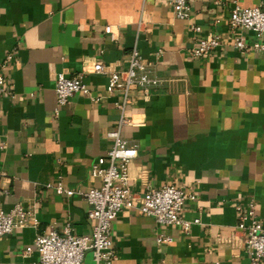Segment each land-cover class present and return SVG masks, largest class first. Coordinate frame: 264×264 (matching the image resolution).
Instances as JSON below:
<instances>
[{
	"label": "crops",
	"instance_id": "crops-1",
	"mask_svg": "<svg viewBox=\"0 0 264 264\" xmlns=\"http://www.w3.org/2000/svg\"><path fill=\"white\" fill-rule=\"evenodd\" d=\"M234 3L253 8L264 0H195L187 20L176 19L166 0H0V63L12 56L0 96V206L34 205L39 222L0 238V264H35L40 232L68 224L77 236L92 233L86 200L54 186L99 185L90 168L111 147L121 97L106 94L107 78L93 67L123 71L133 47L161 84L146 97L132 90L125 108L133 125L121 135L137 151L128 167L131 204L112 223L114 264H250L236 226L249 204L264 226V51L234 49L239 37L255 42L231 28ZM207 35L220 46L192 57ZM59 74L81 75L90 95L58 106ZM164 186L194 196L182 210L185 220H199L188 232L140 212L145 192ZM157 236L170 242L158 244Z\"/></svg>",
	"mask_w": 264,
	"mask_h": 264
},
{
	"label": "built area",
	"instance_id": "built-area-1",
	"mask_svg": "<svg viewBox=\"0 0 264 264\" xmlns=\"http://www.w3.org/2000/svg\"><path fill=\"white\" fill-rule=\"evenodd\" d=\"M195 0H166L178 20H187L190 15L191 4ZM230 25L233 30H246L255 37L252 45L244 43L239 37L233 47L239 53L251 50L263 52L261 40L264 36V3L253 8H241L234 3L230 13ZM142 22L138 28H141ZM199 32L198 28L194 29ZM105 34L113 39L111 28H105ZM220 46L217 37L207 35L199 40L191 50L194 58L210 54ZM12 56L7 55L0 63V96L6 93L7 69ZM93 73L105 75L107 78L106 94L119 95L121 101L115 103L119 112L117 127L107 133L111 147L104 156L98 158L90 168V177L99 182L85 192L64 190L58 182L54 188L57 194L66 193L67 196L79 195L89 205L88 218L94 222L92 233L89 236L73 234L70 226H64L61 232L53 229L40 232L34 241V248L38 255L35 264H85L84 256L91 253V264H114L115 250L113 246L111 228L122 209L129 207L132 194L128 187V167L136 156V145L124 139L122 128L132 126L131 120L125 117V108L130 103L132 90L139 91L146 97L156 90L161 80L155 75L152 66L146 62L138 49H131L127 60V67L123 71H109L103 65H95ZM54 93L58 106H64L74 94L89 96L90 92L83 82L81 75L65 77L61 74L55 78ZM99 101L100 98H92ZM193 195L186 194L181 188L164 186L159 189H148L140 200L139 210L142 214L154 219L162 226H175L183 232H188L193 224L199 220L188 221L182 216V210L187 200H193ZM35 206L24 208L15 205L9 212L0 206V238L11 234L14 230L32 226L37 228L39 222L35 215ZM236 229L244 234L243 249L249 258L250 264H262L264 261V226L262 221L254 215L253 205L249 204L245 214L240 216ZM156 242H170V238L157 236ZM27 249L25 254H30Z\"/></svg>",
	"mask_w": 264,
	"mask_h": 264
}]
</instances>
